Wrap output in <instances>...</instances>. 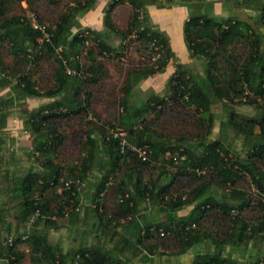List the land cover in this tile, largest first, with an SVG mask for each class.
I'll return each mask as SVG.
<instances>
[{
  "label": "trees",
  "instance_id": "trees-1",
  "mask_svg": "<svg viewBox=\"0 0 264 264\" xmlns=\"http://www.w3.org/2000/svg\"><path fill=\"white\" fill-rule=\"evenodd\" d=\"M63 1L0 0V74L9 82L2 87L9 89L8 95L0 97V166L6 140L15 141L7 125L16 108L24 132L32 138L25 157L39 165L36 171L6 176L10 201L21 210L18 222L29 228L31 218L37 212L39 216L26 235L0 238V259L21 264L27 255L33 264H128L100 246L78 247L68 255L49 240L59 220L67 214L68 220L76 217L84 201L81 188L102 168L90 196L84 197L93 210L95 229L101 230V224L116 230L133 224L136 199L149 200L163 206L166 216L138 233L137 242L147 254L182 256L205 245L214 250L197 254L192 264H264V3L236 0L259 13L251 22L190 14L183 36L191 60L204 65V76H196L178 60L169 36L153 23L149 7L212 5L207 0H110L103 10L102 31L80 22L98 0H73L57 14ZM38 3L50 14L56 10L51 18L38 12ZM123 6L131 13L125 30L114 21L115 11ZM134 42L147 60L128 70L117 97L118 116L101 125L90 91L105 80L106 62H122ZM89 44H94L92 49ZM41 61L53 64L52 88L39 87L35 69ZM172 63L175 72L164 94L140 98V84L164 74ZM28 99L49 102L20 113V104ZM217 102L226 106L228 116L219 132L224 133L211 140L217 122L212 107ZM243 105L255 108L258 115L237 112ZM93 116L97 121H87ZM75 119L84 120L82 156L76 164L60 162L66 139L62 126ZM119 127L132 146L147 149L146 161L131 149L122 152L121 138L114 137ZM236 142L241 153L234 148ZM245 182L251 193L240 189ZM215 190L224 192L218 196ZM107 191L111 199L116 197L109 210L101 208ZM189 207L188 215L178 216ZM246 210L255 216L247 218ZM10 236L17 239L5 244ZM227 247L243 259L226 255Z\"/></svg>",
  "mask_w": 264,
  "mask_h": 264
},
{
  "label": "crops",
  "instance_id": "crops-1",
  "mask_svg": "<svg viewBox=\"0 0 264 264\" xmlns=\"http://www.w3.org/2000/svg\"><path fill=\"white\" fill-rule=\"evenodd\" d=\"M109 1L110 0H106V2L99 5L95 10L86 14L82 18L83 23L97 25L101 28V24L103 25V10ZM207 2L212 5H207L209 7L206 8H211V11L215 16L222 18L233 17L247 22L256 20L259 17V13L253 12L251 9L247 8V5L249 7V4L245 5L238 3L236 0H207ZM259 2L264 3V0H259ZM205 5L198 4L194 5L192 8L177 6L172 9L149 7V14L153 22L169 36L172 50L182 64L189 66L190 61H192L184 41V24L189 19L191 13L194 14V12H197L201 6L205 7ZM124 11L129 13L130 16L131 13L128 7L123 6L115 11L114 21L116 14L124 13ZM196 15L200 16L199 13ZM82 19H80V22ZM262 30L263 29H261V31ZM263 32L264 31H262V33ZM176 33L179 36L178 40L174 38ZM168 69L169 67L164 74L157 75V77L167 75L169 76V79L174 74L175 68H172L169 72ZM2 181L6 183L5 179H0V238L9 233L26 235L29 233L30 229L25 227L24 223L18 222L17 217L21 210L18 204L15 206L14 203L10 201L7 186L4 185ZM94 182H96V180H94ZM82 193L83 199H85V192L83 191ZM111 197L112 195L108 191L102 195L101 208L109 210V208L113 206L115 202L111 201ZM115 199L116 197H114V201ZM136 203L139 205L137 207V213L133 214V224L122 225L117 230L114 229L113 226L105 228L101 224L100 230L94 228L97 225V222L93 216V210L91 209L88 200H84L81 205V210L77 213L75 218L72 217L70 220H67L66 223L62 225L59 224L58 229H52L49 232V240L52 244L61 245L68 255H73L74 249L78 247L97 248L100 246L101 249L104 250V252L109 253L111 257L124 260L128 264H192L197 254L209 253L214 250L212 247L202 245L199 249L189 251L182 256H170L159 251L155 252L154 255L147 254L145 249L138 244L136 237L140 231L141 233L144 231L146 226L162 221L166 214L164 213L163 206L159 204L153 205L149 200L140 203L139 200L136 199ZM191 210L192 207L186 208L185 210H182L185 214L179 215V212L178 216H186ZM56 234H58V237H63L58 243L53 237ZM21 250L25 251L26 249L21 248ZM251 251L255 252V249ZM233 252L234 251L229 247L225 249L226 255L230 254L234 258L243 259V257L239 255H233ZM261 257L264 258V245L261 250ZM0 264L9 263L5 259H0Z\"/></svg>",
  "mask_w": 264,
  "mask_h": 264
},
{
  "label": "rangeland",
  "instance_id": "rangeland-1",
  "mask_svg": "<svg viewBox=\"0 0 264 264\" xmlns=\"http://www.w3.org/2000/svg\"><path fill=\"white\" fill-rule=\"evenodd\" d=\"M73 0H64L61 3L60 8L57 10V14L62 10L63 6H66L68 3H70ZM106 0H98L97 6L102 5ZM106 5V3H105ZM198 5V4H197ZM205 5V4H204ZM26 5L23 4V8ZM35 7L38 8V12L42 15H44L46 18H51V14L55 13L56 10L52 11L51 14L47 11L48 8H46L42 3H38ZM198 7V6H197ZM200 7V6H199ZM208 6L205 5V7L201 6L197 12H194L196 15L199 13V15L204 14L208 15L210 17H217L218 19H221L222 17L215 16L213 15L212 11L210 8H206ZM50 8V7H49ZM95 8V9H96ZM51 9V8H50ZM129 9V8H128ZM52 10V9H51ZM130 11V9H129ZM84 17V16H83ZM82 17V18H83ZM81 18V19H82ZM129 13H117L115 16V23L121 30H125L129 21ZM153 21V20H152ZM49 25L51 24L50 21L48 22ZM102 23V21H101ZM154 23V22H153ZM81 24L83 27H88L92 28L97 31H102L104 27L101 24V28H99L97 25H91V24H84L83 19L81 20ZM155 24V23H154ZM157 25V24H156ZM158 26V25H157ZM159 27V26H158ZM160 28V27H159ZM100 29V30H98ZM161 29V28H160ZM264 34V32H263ZM175 39H179V36L177 33L174 35ZM119 44V41L117 40L116 45ZM94 44H89V48H93ZM91 48V49H92ZM143 50L141 49V45L138 42H134L132 46L128 48V54L126 58L122 62H117L114 60H109L106 62V70H107V76L105 80L102 82V84H99V86L93 88L90 92L92 93V105H93V110L97 113V115L101 118V125L103 122L107 123H112L115 121V119L118 116L119 113V106L117 102V97L121 96L120 90L121 87L124 84L126 74L128 70L132 66H138L140 65L144 60H147V54L142 52ZM5 53L8 52V50H4ZM4 53V55H5ZM98 59H101L98 56ZM10 63V59L7 60ZM87 60L85 59L83 61V64H86ZM204 65H202L201 61L196 60V61H190V64L188 66V70L193 72L196 76H204ZM175 68V64L172 63L169 66L168 72L172 69ZM37 71V79H38V84L41 89L43 88H52L53 87V64L46 62V61H41L39 65L35 69ZM168 77L167 75L160 76V77H153L150 78L146 81H143L140 84L141 88V93L139 94L140 98H147L152 95V93H156L159 95H163L167 82H168ZM8 80L2 78V75L0 74V97L7 96L9 93V89H2L5 85H8ZM2 89V90H1ZM48 99H28L26 102L20 104V113L23 111H31L33 109L38 108L44 103H48ZM141 101L138 102L137 105H140ZM213 112L216 115V124H215V130L213 132V135L211 137V140L218 139L221 137V135L224 133H219L221 131V124L226 121L227 116H228V109L222 102H217L213 105ZM14 115L11 116V118L8 121V127L7 130L12 138H15V141H9L8 139L6 140L5 148L2 154V164L0 166V179H6V176L8 174H18L21 175L28 170L34 169L35 171L39 169V165L36 164L35 161L31 162L25 154V150L29 147H31V142L32 138L30 134L24 132L23 130V124L22 122L18 119V113L19 110L16 108L14 110ZM236 111L239 112L242 115H248V116H256L258 115V111L251 107V106H237ZM94 119L97 121V118L90 117L88 120ZM84 120L81 121L79 119L71 120L68 123H65L62 128L64 129V134L66 136L64 147L62 150L59 152L58 155V160L60 162H68L71 163L75 161L74 163L76 164L79 160L78 158L82 156V146L84 142L83 138V129H84ZM175 127V126H173ZM111 129V128H109ZM116 130H121V128H117ZM220 136V137H219ZM231 139H233V135L231 133L228 134V136ZM224 138V137H222ZM11 139V137H10ZM8 147H11L15 150V152H11L10 150H7ZM234 148H237L238 152L241 153V146H239V143L236 142L234 143ZM172 171V170H171ZM174 172V170H173ZM102 168L101 170H96L90 177V181L86 183L82 187L84 189L83 191L85 192V195L91 194L94 188V180H97L98 177L102 174ZM4 185H6L5 182L2 181ZM7 186V185H6ZM240 189L247 191L248 193H251L252 187L249 183L245 182L240 185ZM215 194H218V196L222 195L224 191L222 190H215ZM89 193V194H87ZM253 193V192H252ZM88 200V199H84ZM114 202V198L111 200ZM235 210L238 213V208H235ZM245 215L247 218L252 219L255 214L251 210H246L244 211ZM184 215L185 212H180L179 215ZM69 216L66 217V219L59 220V224L62 225L66 223L68 220ZM29 229V228H28ZM54 237V240L58 243L60 242L63 237H58V234H56ZM200 246L196 247L195 249H199ZM24 248V247H23ZM26 249V248H24ZM30 257L26 255V258L22 264H32Z\"/></svg>",
  "mask_w": 264,
  "mask_h": 264
},
{
  "label": "built area",
  "instance_id": "built-area-1",
  "mask_svg": "<svg viewBox=\"0 0 264 264\" xmlns=\"http://www.w3.org/2000/svg\"><path fill=\"white\" fill-rule=\"evenodd\" d=\"M46 38V37H45ZM116 138L120 139V148L122 150V152H125L126 149H131L132 151H136L138 154H139V157H141L144 161H146L148 159V151L146 148H138V147H135V146H132L129 141L126 139V133L121 131V130H118L116 133H115V136ZM197 173L201 174V172L199 170L196 171ZM68 186V183L66 184ZM39 216L38 212L35 216H33L31 218V220L28 222V227L30 228L32 225H34L35 223V219ZM68 216V214H67ZM17 237H13V236H10L8 237V240L5 244H8V243H13L14 240H16ZM82 256L81 255H77V259H80ZM85 258H89V255L88 254H85L84 255Z\"/></svg>",
  "mask_w": 264,
  "mask_h": 264
}]
</instances>
